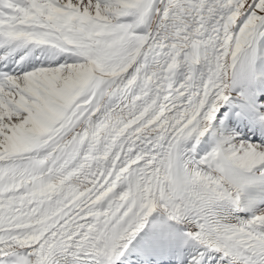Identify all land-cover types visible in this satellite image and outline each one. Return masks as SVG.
<instances>
[{
	"label": "snow or ice",
	"instance_id": "6c2138e0",
	"mask_svg": "<svg viewBox=\"0 0 264 264\" xmlns=\"http://www.w3.org/2000/svg\"><path fill=\"white\" fill-rule=\"evenodd\" d=\"M0 264H264V0H0Z\"/></svg>",
	"mask_w": 264,
	"mask_h": 264
}]
</instances>
